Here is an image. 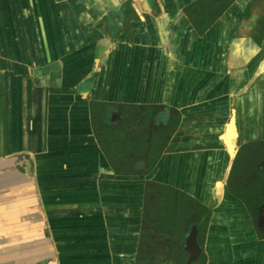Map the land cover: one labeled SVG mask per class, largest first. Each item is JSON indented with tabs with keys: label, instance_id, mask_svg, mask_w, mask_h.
<instances>
[{
	"label": "crops",
	"instance_id": "obj_1",
	"mask_svg": "<svg viewBox=\"0 0 264 264\" xmlns=\"http://www.w3.org/2000/svg\"><path fill=\"white\" fill-rule=\"evenodd\" d=\"M197 1L0 0V264H136L148 180L210 208L208 264H264L228 185L239 150L264 143V0L203 30L215 7L191 18ZM120 104L181 114L147 174L110 163ZM221 177L240 201H217Z\"/></svg>",
	"mask_w": 264,
	"mask_h": 264
},
{
	"label": "trees",
	"instance_id": "obj_2",
	"mask_svg": "<svg viewBox=\"0 0 264 264\" xmlns=\"http://www.w3.org/2000/svg\"><path fill=\"white\" fill-rule=\"evenodd\" d=\"M217 1L218 0H198L192 6L198 9L197 13H200L199 16L201 18H205L206 14L203 13L205 5L207 3L217 4V6H215V14L213 16H210L208 20L203 24H197L201 30L208 27L214 20L215 16L219 15V13H221L232 0H220V2L218 3ZM121 106L123 105L121 104ZM127 106L128 105L122 107L123 114L119 122L114 124L113 128H109L107 132L105 130L103 133L105 136L109 137V140L112 142V146H108L107 149L108 153H110V163L112 164V167L114 168L116 174H147L154 168L164 148L168 144L169 139L177 129L181 114L174 112L172 113V116L167 120H163L162 118H160L159 123L156 124L154 128H152L151 124L153 122V111L157 109L155 108L157 105H129V112L127 115H125V108ZM128 126L129 129L127 131ZM98 137H100L99 134ZM246 147L242 148L239 151V154L237 153L232 171H235V166L239 161H245V156L249 155H244V149ZM251 157L253 159H256L254 165L255 168H258L255 171V173L258 174V178L250 182L249 187L251 188H249V190H239L234 186L231 189L232 192L238 197L246 200L244 201L248 203L246 204L248 205L249 209H251L250 207H252L253 209H255V212L258 213L259 207H261V205L264 203V143H261L259 150L256 153L254 151ZM258 161L262 163L261 167L257 166ZM237 184L239 183L237 182ZM150 185H156L160 187L163 185L165 186L166 184L151 180H148L145 183V212L143 214L144 218L140 234L139 251L136 257V264H155L159 262L157 258L152 259L151 261H148L146 263L142 261L143 251L146 248V242L149 239H151L152 241L154 239L153 234L157 236V234L159 233L155 231H149L145 228L148 217L150 215L173 217L190 215L195 217V220L192 223H196L199 228H202L201 231L204 230V232L206 228L208 229L211 216L210 208L201 203L198 199H195L194 197L188 195L184 191H181L173 186H171V188L169 187V189L166 190L151 189L149 188ZM153 193H157V195L156 197L151 198V195ZM182 199L194 201L198 205L199 208L197 209L199 211L196 213L192 208V212L189 211L185 214H182ZM196 216L198 217V219H196ZM156 228L161 229V226L157 224ZM262 234L260 235L264 237V233ZM153 246L155 245L153 244ZM182 249L184 250V255H180L179 257L170 255L166 257L168 259L174 258V260L179 261L181 264H185L188 253L184 249V247H182Z\"/></svg>",
	"mask_w": 264,
	"mask_h": 264
},
{
	"label": "flooded vegetation",
	"instance_id": "obj_3",
	"mask_svg": "<svg viewBox=\"0 0 264 264\" xmlns=\"http://www.w3.org/2000/svg\"><path fill=\"white\" fill-rule=\"evenodd\" d=\"M220 2V0L217 1V3ZM208 5L212 3H207ZM206 4V5H207ZM211 6V5H210ZM209 6V7H210ZM217 6L216 3L212 4V7ZM196 7H189L188 8V14L191 18H195L192 16L196 13ZM216 8V7H215ZM207 13V12H206ZM136 105V104H135ZM103 106H106L104 104ZM106 107H110V105H107ZM113 107H116L120 111L119 118L117 120V123L122 118L123 114V108L120 105H113ZM155 108L156 110L153 111V122L151 124L152 128L156 126V124L159 123L160 118L163 120H167L172 116V113H180L177 110L169 109L166 106L157 105ZM117 110V109H116ZM115 112V111H114ZM127 112H129V107L127 109ZM116 113V112H115ZM105 114V111H104ZM105 118V116H104ZM181 119V116H180ZM261 146L260 143H255L250 147H246L244 149V155L249 154L248 156H245V161H239L235 166V171H231L229 177H228V185L230 188L233 186L236 189L239 190H249L250 182L256 180L258 178V174L255 173L256 169L254 163L256 162V159H253L252 153L255 151V153L259 150V147ZM241 150V149H240ZM239 150V151H240ZM254 150V151H253ZM239 154V152H238ZM262 163L258 161L257 166L261 167ZM233 169V168H232ZM260 180V179H259ZM237 182L239 184H237ZM236 184V185H235ZM246 186V187H245ZM248 186V187H247ZM171 188V186L163 185V186H156V185H150L149 188L151 189H161L166 190ZM157 193H153L151 195V198L156 197ZM245 200V199H244ZM246 201V200H245ZM180 202V201H179ZM247 203V202H246ZM182 206L183 210L181 211L182 214L193 210L197 213L199 210L197 208L198 205L194 201L182 199ZM248 204V203H247ZM250 212L253 215V220L255 223V226L260 234L264 233V203L259 207L258 213L255 212V209L250 207ZM144 208H143V214H144ZM154 213V212H153ZM151 214V211H150ZM144 218V216H143ZM196 219L198 217L196 216ZM195 220V217L190 215H182V216H153L150 215L148 217V221L145 225V228L149 231H155L159 232L157 236L153 234L154 239L151 241L149 239L146 242V248L143 251V262L146 263L148 261H151L152 259H158L159 262L155 264H181L179 261H176L173 259H168L166 256H176L179 257L180 255H184V249L187 251V257H186V263L185 264H208V253L206 252L205 243H206V232L207 228L204 232V230L201 231L202 228H199L198 225L192 222ZM174 223V224H173ZM159 224L161 226V229L156 228V225ZM193 226H196L198 228V242L202 248L201 253L199 256L191 261L188 262L190 252L187 250V238L189 237ZM158 230V231H157ZM263 235V234H262ZM153 244L155 246H153ZM139 251V248H138ZM138 255V253H137ZM153 257V258H152ZM137 259V258H136ZM149 259V260H148Z\"/></svg>",
	"mask_w": 264,
	"mask_h": 264
},
{
	"label": "water",
	"instance_id": "obj_4",
	"mask_svg": "<svg viewBox=\"0 0 264 264\" xmlns=\"http://www.w3.org/2000/svg\"><path fill=\"white\" fill-rule=\"evenodd\" d=\"M235 119L234 115H232L230 121L228 122L227 132L225 134H222L221 137L225 141L226 146L229 150L230 156L234 152V141L238 137V131H236L235 125H234ZM224 178L221 177V179H218L216 181L217 188V201H219L221 198H223V195L225 194L226 200H232V201H240L239 198H237L231 191L228 189V187L224 184ZM198 228L196 226H193L192 231L187 238V250L190 252V256L188 259V262H191L195 260L199 254L202 251V248L198 242Z\"/></svg>",
	"mask_w": 264,
	"mask_h": 264
}]
</instances>
